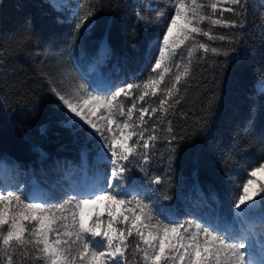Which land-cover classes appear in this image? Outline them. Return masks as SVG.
Returning <instances> with one entry per match:
<instances>
[{
    "label": "trees",
    "instance_id": "trees-1",
    "mask_svg": "<svg viewBox=\"0 0 264 264\" xmlns=\"http://www.w3.org/2000/svg\"><path fill=\"white\" fill-rule=\"evenodd\" d=\"M146 1L101 0L95 27L87 35L82 29L74 39L73 13L81 0H70L59 11L48 0H0V160L5 162L0 182L25 191L28 179L35 177L46 186L45 199L59 201L81 185L75 180L82 168L110 173V166L97 160L95 141L67 120L50 87H61L65 72L71 77L64 83L72 80L83 57L97 58L105 40L106 67L118 74L119 82L146 77L149 58L158 54L155 41L164 30L163 19L151 18L143 26L137 18V12L146 17ZM226 7L221 0L220 10ZM247 9L244 29H213L232 42L198 38L236 51L229 56L195 54L192 75L180 85L184 98L167 114L158 112L149 120V126L158 125L159 139L145 165L148 175L133 168L148 195L180 220L201 214L227 218L236 186L264 163V93L254 89L255 82L264 81V0H247ZM224 17L234 18L227 11ZM181 55L186 56V49ZM156 99L149 101L153 107ZM209 101L210 116L205 111ZM202 118L208 123L200 130ZM169 121L171 134L166 131ZM170 135L178 138L171 145ZM157 175L164 183L152 185L150 178ZM120 264H137L131 249Z\"/></svg>",
    "mask_w": 264,
    "mask_h": 264
},
{
    "label": "snow or ice",
    "instance_id": "snow-or-ice-1",
    "mask_svg": "<svg viewBox=\"0 0 264 264\" xmlns=\"http://www.w3.org/2000/svg\"><path fill=\"white\" fill-rule=\"evenodd\" d=\"M166 3L167 9L155 13L157 20L163 19L164 30L155 41L158 54L149 58L146 77L119 84L73 78L70 87H57L49 79L57 107L95 141L97 160L109 165L110 173L67 190L59 201L0 182V264H120L127 261L129 249L137 264H264V182L257 184L252 178L264 163L236 186L227 218L201 214L180 220L159 199L153 200L133 173L136 168L148 175L145 165L159 139L158 125L149 126V120L158 112L167 114L184 98L180 85L192 75L195 54L202 50L229 56L236 51L198 38L232 42L231 36L214 34L213 29L246 27L247 0H223L228 7L222 11L221 0ZM48 6L53 11L65 7L58 0H48ZM100 6L101 0H81L77 5L74 39L82 29V35L92 31ZM224 11L234 18H225ZM136 16L146 19L140 12ZM101 48L108 51L106 40ZM62 76L60 85L71 73ZM259 87L264 93V81ZM153 97L155 107L149 102ZM211 103L205 110L209 116ZM202 121L200 130L208 123L206 118ZM168 125L171 134V121ZM177 139L170 135L168 143ZM3 171L0 167V175ZM150 183L161 185L164 179L152 176ZM130 237L136 240L134 245Z\"/></svg>",
    "mask_w": 264,
    "mask_h": 264
},
{
    "label": "rangeland",
    "instance_id": "rangeland-1",
    "mask_svg": "<svg viewBox=\"0 0 264 264\" xmlns=\"http://www.w3.org/2000/svg\"><path fill=\"white\" fill-rule=\"evenodd\" d=\"M70 0H58V3H66ZM77 1V0H75ZM136 2L138 0H135ZM146 10L148 13L146 14L145 20H140L142 25L145 26L149 19L154 18L156 19V11L167 9V3L166 0H147L145 3ZM174 14V10L172 12ZM157 20V19H156ZM162 20V19H161ZM161 20H157L160 22ZM104 42V41H102ZM101 42V43H102ZM100 43V44H101ZM105 52V51H104ZM103 51H100L98 49V57L95 59H89L88 57H83L84 64L77 65L78 67V73L77 75H74V79L77 81H84L85 83H88L89 81H97L99 79H103L106 81H112L115 84H119V78H117L118 74L116 72H113L112 70L107 69L106 67V59H104L105 53ZM104 53V54H103ZM103 54V55H102ZM260 82L257 81L254 84L255 91H260ZM70 80L66 81L64 85H61V87H70ZM125 103H127L125 101ZM0 164L4 165L5 162L3 160H0ZM102 171L100 168H95L94 170L88 172L85 168L81 169V177L78 179L76 178V182L80 183L81 185L90 183L93 181V179L97 178L99 174H101ZM254 180L258 179H264V169H261L260 171L256 172L255 176L252 177ZM88 180L85 182V180ZM1 182H4L7 184L6 180H2ZM25 191L32 192L37 195L38 198H45L44 193L46 191V186L39 182L35 177H30L27 181V184H25ZM101 211H103L101 209ZM237 227H239V224H237Z\"/></svg>",
    "mask_w": 264,
    "mask_h": 264
},
{
    "label": "bare ground",
    "instance_id": "bare-ground-1",
    "mask_svg": "<svg viewBox=\"0 0 264 264\" xmlns=\"http://www.w3.org/2000/svg\"><path fill=\"white\" fill-rule=\"evenodd\" d=\"M100 51H103V52H104V50L101 48V44L99 45V53H100ZM104 53H105V52H104ZM104 53H103V54H104ZM100 54H101V53H100ZM103 54H102V55H103Z\"/></svg>",
    "mask_w": 264,
    "mask_h": 264
}]
</instances>
